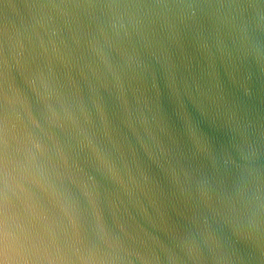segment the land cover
I'll list each match as a JSON object with an SVG mask.
<instances>
[{
	"label": "water",
	"instance_id": "obj_1",
	"mask_svg": "<svg viewBox=\"0 0 264 264\" xmlns=\"http://www.w3.org/2000/svg\"><path fill=\"white\" fill-rule=\"evenodd\" d=\"M0 264H264V0H0Z\"/></svg>",
	"mask_w": 264,
	"mask_h": 264
}]
</instances>
